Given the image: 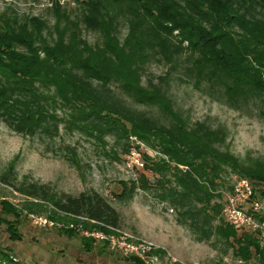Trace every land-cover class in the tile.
Segmentation results:
<instances>
[{"label": "trees", "instance_id": "1", "mask_svg": "<svg viewBox=\"0 0 264 264\" xmlns=\"http://www.w3.org/2000/svg\"><path fill=\"white\" fill-rule=\"evenodd\" d=\"M81 5L80 21L98 31L101 42L88 43L79 23L64 12H57L52 27L39 16L0 13V119L24 135H57L60 123L99 131L101 123L149 140L168 161L146 157L145 171L158 175L162 186L177 187L168 186L164 198L187 207L183 214L199 239L215 233L236 245L240 260L264 264L256 236L225 223L221 205L212 202L221 196L217 186L228 168L264 190V160L246 162L229 152L223 127L188 124L173 108L165 77L181 68L230 105L259 102L263 109L264 0H82ZM121 23L127 26L122 39ZM151 60L168 66L156 82L143 81ZM113 84L133 103L158 107L168 122L133 108ZM141 182L148 185L144 176ZM138 187L123 182L119 198H131ZM23 191L96 227L120 225V213L95 190L54 199L48 184L32 182ZM213 221L219 224L213 227ZM0 264L16 263L0 249Z\"/></svg>", "mask_w": 264, "mask_h": 264}, {"label": "rangeland", "instance_id": "2", "mask_svg": "<svg viewBox=\"0 0 264 264\" xmlns=\"http://www.w3.org/2000/svg\"><path fill=\"white\" fill-rule=\"evenodd\" d=\"M81 1L0 0V13L39 16L52 27L57 12H64L71 21L79 23L82 37L88 43L101 42L99 32L85 28L80 21L84 8ZM126 32V24L121 23L120 39ZM167 69L166 64L151 60L145 67L143 81L150 78L156 82L159 76H165ZM165 77L173 108L188 124L200 121L211 127H223L224 145L229 152L246 162L264 160V108L259 102L230 105L206 84H195L181 68L172 69ZM113 87L133 108L161 123L168 122L158 107L135 104L117 86L113 84ZM57 115L63 116L62 111L58 110ZM98 125L101 129L94 131L67 129L60 123L57 135H24L0 119V249L14 263L133 264L130 259L137 258L112 249L108 241L84 234L93 230L119 234L109 226L96 227L94 221L84 216L59 211L50 199L29 196L23 191V187L37 182L48 184L54 199L62 193L78 195L90 190L100 193L120 213L118 229L131 235L129 241L171 252L152 249L149 257L158 253L160 261L174 256L195 264H258L254 259L246 262L237 258L236 245L215 233L199 239V231L189 226V218L183 214L187 207L164 198L168 186L177 187L162 186L158 175L145 171V165L135 163L138 158L145 164L146 157L168 161L149 140L125 135L112 125ZM142 176L147 178V186L140 185ZM239 176L228 168L217 186L216 193L221 196L214 197L212 202L222 208L224 194L232 189L234 179ZM129 180L140 187L131 198L121 200L118 195L123 182ZM10 209L14 211L8 212ZM220 217L227 223L222 210ZM218 224L219 221L212 222L213 227Z\"/></svg>", "mask_w": 264, "mask_h": 264}, {"label": "built area", "instance_id": "3", "mask_svg": "<svg viewBox=\"0 0 264 264\" xmlns=\"http://www.w3.org/2000/svg\"><path fill=\"white\" fill-rule=\"evenodd\" d=\"M136 164L143 166V162L136 158ZM222 215L239 233L250 232L256 236L259 245L264 247V190L246 177H236L232 189L226 192L222 202ZM119 232L106 234L103 231H84V234L97 240L108 241L112 249L124 255L135 256L145 261L146 264H195L188 263L174 256L164 261L157 256L149 257L148 253L154 249L142 243L129 241L130 234L122 232L118 228L110 227Z\"/></svg>", "mask_w": 264, "mask_h": 264}, {"label": "crops", "instance_id": "4", "mask_svg": "<svg viewBox=\"0 0 264 264\" xmlns=\"http://www.w3.org/2000/svg\"><path fill=\"white\" fill-rule=\"evenodd\" d=\"M154 249H157L158 252H163V251H164L163 249L166 250V248H154ZM166 251L169 252V253H171L169 250H166ZM159 254H160V253H159ZM153 255H155V256L158 257V253H155V254H153ZM135 259H139V258H135ZM139 260H141V259H139ZM141 261H142V264H146L145 261H143V260H141ZM130 262L133 263V261H130Z\"/></svg>", "mask_w": 264, "mask_h": 264}]
</instances>
